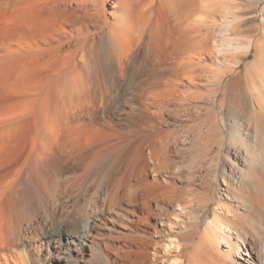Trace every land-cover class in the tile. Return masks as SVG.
I'll use <instances>...</instances> for the list:
<instances>
[{
  "label": "bare ground",
  "instance_id": "6f19581e",
  "mask_svg": "<svg viewBox=\"0 0 264 264\" xmlns=\"http://www.w3.org/2000/svg\"><path fill=\"white\" fill-rule=\"evenodd\" d=\"M263 4L0 0V154L23 143L29 164L0 176V264H25L16 248L39 226L49 264H264V71L241 70ZM122 110L119 137L142 154L134 172H61L102 162ZM68 174L75 197L52 196Z\"/></svg>",
  "mask_w": 264,
  "mask_h": 264
},
{
  "label": "rangeland",
  "instance_id": "374dc122",
  "mask_svg": "<svg viewBox=\"0 0 264 264\" xmlns=\"http://www.w3.org/2000/svg\"><path fill=\"white\" fill-rule=\"evenodd\" d=\"M233 8H234V3L232 2V9ZM263 8H264V4L261 5L260 7H258V12L260 13V15L262 13L261 11ZM256 24L257 25L253 24L252 22H251V24H250V22H248V23L246 22V25H247L246 28L249 29L248 33H250V34L253 33L254 42L256 44L259 43V44H257L259 49H258V53L253 52L248 57L244 58L243 63L241 64V70L243 72H245L247 69H250L251 67L257 68L259 72L262 70L264 71V16L263 15L260 16L259 21H257ZM254 30H255V32H254ZM260 54L262 57H260ZM246 63H248L247 67H245ZM256 64H257V66H256ZM126 112H127V110L120 111L118 113V119L110 120L108 122L110 127L107 130H109L110 133H114L115 137L112 135H109V137L107 139L108 142L106 144H104V146H103V148H104L103 150L105 151L106 157L102 160V162L98 163L99 165L93 164L94 160L97 157L94 159V157L96 156L95 153H94L95 156L92 153H90L93 155V157H92V155H90V157L87 156L86 158L89 157L88 159L85 158L86 160L81 161L80 164L74 165L71 170H68V171L66 170V171H61V172H134L135 168L138 166V163H139L138 157L141 156L142 154H141V151L139 150V148L138 149L136 148V141H135L136 138H134V136H131V138H128V139H124V138L119 137V135L121 133L119 132L120 129L118 127V123L120 120H121L120 122L122 124L125 123L124 118H126L125 116H127ZM122 120L124 122H122ZM235 120H237V119H235ZM230 122L232 123V118H230ZM232 130L234 133L237 132L236 135H238L241 138L245 136L243 127L242 126L240 127L238 124H232ZM124 140H129L128 145H127L128 150L126 148L125 151H123V153L118 154V152H116L115 150H117L120 147V145H122V141H124ZM181 140H183V138H181ZM237 142H238V140H237ZM10 146H12V147L6 146L7 148L5 147L6 149L3 152L4 154H0V176H2V174H4V173L9 174V172H25L24 166H25V168H27L29 166V164L24 165V163H27L26 159H24L25 157L22 154L25 145L23 143H14V144H11ZM183 146L184 145L180 144V145H178V148L179 147L181 148ZM186 147H189V146L187 145ZM7 150H10V151H7ZM103 150H101V151H103ZM6 151H7V153H6ZM114 152L116 154H113ZM107 153H109L108 157H107ZM173 153H174V150H173ZM101 154H102V152H101ZM115 155H117L118 157H121V158L120 159L116 158L117 156H115ZM122 156H123V158H122ZM174 157L176 159L178 158L179 161L184 160L183 164H182V162L180 163L184 167H186V164H187V167H188V165L190 166L192 164V162L189 161L190 164L188 162V160L190 158L189 155L185 158L183 157V159H181L182 157H178V155H176ZM231 158L232 159L234 158L233 154L231 155ZM23 160L26 162H24ZM222 161H224V164L227 163V160H225V158ZM91 164H92V167H91ZM136 164H137V166H136ZM228 164H229V162H228ZM68 165H71V164H68ZM182 165H180V166H182ZM241 165H243V164H241ZM88 167L90 168V171H88ZM161 167L163 168L164 172H178V171H175L173 168H168L166 163L161 164ZM33 169L30 172H48L46 168H42L43 169L42 171H40V169L38 170L37 168H36L37 170L35 168H33ZM49 172H57V171L55 169H51ZM77 174H79V173H77ZM70 175L71 174L65 175L62 177V179L58 180V182H57L58 186H56L55 189H53L51 191L52 196H55L59 192L62 194V196L64 194L71 193L70 197H75V194L78 192L77 187H78L79 182H76V181L79 180V175L72 176V177H70ZM120 177H121V174H118V177H116V178L120 179ZM217 184L222 188L225 187L224 180L221 177L218 178ZM226 199H227L226 194L222 193V197H220V200L225 201ZM100 204H102V201ZM214 208H215V206H212V207H210V210H212ZM70 211H71V208L66 210L64 215L65 216L69 215ZM103 212L104 211L97 213V220L101 224H104L106 226H113L114 223L112 221H110V219H105L103 217ZM61 219L62 218H60L59 220L62 221ZM207 221H208V219L205 218L204 219V225L206 224ZM39 228H40V226L35 228L32 231L31 236H33V235H35V236L24 241V243L22 242V244L16 248V250H18V252H21L23 257H25V258H23V260L24 259L26 260V261L24 260L26 262L25 264H36V263L37 264H49L47 259L53 255V251L51 249V246L49 245V242L47 240H45V238H43V236H41L39 234ZM104 232H105V230H104ZM247 235L250 236L249 233ZM247 239L250 240L249 246H251L254 249L253 255H254L255 259L258 262H261V260H260L261 257L259 256V249L261 247L254 246L251 238H247ZM108 253H110L109 256H111L113 259L116 258L111 252H108ZM75 255L77 256V260L75 262H73L72 264H75V263L76 264H88L82 257H80L79 254L78 255L75 254ZM93 263H94V261H90V264H93ZM137 263L138 262L134 261V260H126L123 262L120 260H117L116 263L111 262V264H137ZM20 264H22L21 261H20ZM139 264H142V263H139Z\"/></svg>",
  "mask_w": 264,
  "mask_h": 264
}]
</instances>
